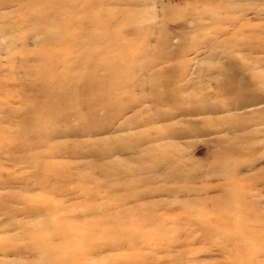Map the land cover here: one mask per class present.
Returning a JSON list of instances; mask_svg holds the SVG:
<instances>
[{
	"label": "rangeland",
	"instance_id": "374dc122",
	"mask_svg": "<svg viewBox=\"0 0 264 264\" xmlns=\"http://www.w3.org/2000/svg\"><path fill=\"white\" fill-rule=\"evenodd\" d=\"M0 264H264V0H0Z\"/></svg>",
	"mask_w": 264,
	"mask_h": 264
}]
</instances>
